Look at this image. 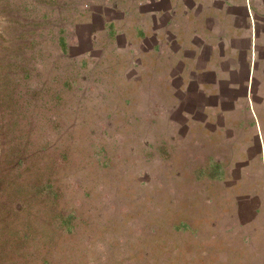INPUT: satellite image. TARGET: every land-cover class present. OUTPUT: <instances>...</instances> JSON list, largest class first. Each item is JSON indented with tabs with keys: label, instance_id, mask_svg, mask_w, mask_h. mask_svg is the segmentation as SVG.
<instances>
[{
	"label": "crops",
	"instance_id": "obj_1",
	"mask_svg": "<svg viewBox=\"0 0 264 264\" xmlns=\"http://www.w3.org/2000/svg\"><path fill=\"white\" fill-rule=\"evenodd\" d=\"M109 1L68 30L74 62L108 73L85 86L84 140L125 127L128 157L153 156L158 207L199 213L216 264H264V0Z\"/></svg>",
	"mask_w": 264,
	"mask_h": 264
},
{
	"label": "rangeland",
	"instance_id": "obj_2",
	"mask_svg": "<svg viewBox=\"0 0 264 264\" xmlns=\"http://www.w3.org/2000/svg\"><path fill=\"white\" fill-rule=\"evenodd\" d=\"M109 2L0 0V264H216L220 258L189 224H203L199 213L173 218V204L157 206L158 175L146 164L153 156L128 157L125 127L110 133L119 143L84 140L93 132L82 120L83 106L92 102L85 86H103L108 73L74 62L68 30L93 5ZM109 130L100 127L102 134ZM173 170L168 181L175 193L165 203L183 182ZM179 221L188 228L174 233Z\"/></svg>",
	"mask_w": 264,
	"mask_h": 264
}]
</instances>
